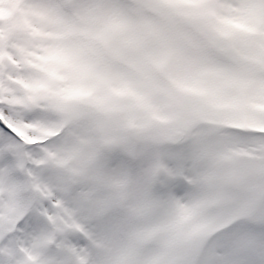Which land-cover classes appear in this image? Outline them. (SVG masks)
Segmentation results:
<instances>
[{
	"label": "snow or ice",
	"instance_id": "obj_1",
	"mask_svg": "<svg viewBox=\"0 0 264 264\" xmlns=\"http://www.w3.org/2000/svg\"><path fill=\"white\" fill-rule=\"evenodd\" d=\"M134 2L0 0V264H264V132L249 147L233 141L243 133H201L153 105V91L198 90L210 64L141 47ZM158 10L216 44L264 41V0ZM134 239L152 243L136 251Z\"/></svg>",
	"mask_w": 264,
	"mask_h": 264
},
{
	"label": "rangeland",
	"instance_id": "obj_2",
	"mask_svg": "<svg viewBox=\"0 0 264 264\" xmlns=\"http://www.w3.org/2000/svg\"><path fill=\"white\" fill-rule=\"evenodd\" d=\"M163 3L164 0H135L128 14L159 26V31L156 32L160 37L161 48L183 43L187 48L182 50L188 56H197L200 52L216 59L219 57L226 70L227 82L224 87L218 86L223 90L225 98L232 103L229 108L231 114L228 119L218 118L215 114L217 112L208 107L212 103H209L212 94L210 90L204 96L192 92L179 99L160 90L153 93L160 99L162 107L189 120L199 132L206 133L214 129L236 130L243 134L234 136L233 141L251 147L260 138L248 134L264 132V62L259 59L264 55V41L255 34H244V38L235 44H216L197 21L174 12L159 11ZM222 58L230 61L232 65L224 62ZM109 63L112 64L111 61ZM158 79L160 78L156 75L155 80ZM164 84L167 86L168 82L164 81ZM116 100L132 105V111L137 116L143 115L144 110L136 105L134 97L120 96ZM237 156L246 161L256 158L254 152L243 149ZM130 243L136 250V246H148L152 241L134 239Z\"/></svg>",
	"mask_w": 264,
	"mask_h": 264
},
{
	"label": "bare ground",
	"instance_id": "obj_3",
	"mask_svg": "<svg viewBox=\"0 0 264 264\" xmlns=\"http://www.w3.org/2000/svg\"><path fill=\"white\" fill-rule=\"evenodd\" d=\"M128 16H129L130 24L138 38L139 45L145 49L153 50V51L161 49L159 34L153 30L152 24L149 21L144 20L142 18L138 19L129 14ZM174 47L179 48V49L187 48L183 43L177 44ZM136 51H137V48L135 46L129 49V53L131 55H135ZM196 55H197L196 57H202L206 61H208L210 64V67L200 75L199 88L198 90L194 92L197 93L199 96H204L208 94V90H210L212 94H210L211 101L209 103L211 102L212 103L208 105V107L213 109V111L217 112L215 114L218 116V118L228 119L230 117L229 114H231V111H229L231 109L229 108L232 107V103L229 99L225 98L223 90L220 89V87L218 86V85L222 87L225 86L227 82L226 70L224 66L216 58H213L207 54L200 53V52L197 53ZM110 61L112 62L113 66L117 67L121 71L127 72L132 76L137 75L136 69L132 65L126 62L116 60L112 57L107 58V62L109 63ZM155 78H156V75L154 74L153 79L155 80ZM217 80H220L221 82H217ZM150 102L157 106H161V107L163 106L161 104L160 99L157 98V96H155L154 93H152L151 95ZM226 115L227 117H225ZM146 246H147L146 244L136 246V251H140Z\"/></svg>",
	"mask_w": 264,
	"mask_h": 264
},
{
	"label": "trees",
	"instance_id": "obj_4",
	"mask_svg": "<svg viewBox=\"0 0 264 264\" xmlns=\"http://www.w3.org/2000/svg\"><path fill=\"white\" fill-rule=\"evenodd\" d=\"M222 60H223L224 62L228 63L229 65H232V63H230V61L225 60V59H223V58H222Z\"/></svg>",
	"mask_w": 264,
	"mask_h": 264
}]
</instances>
